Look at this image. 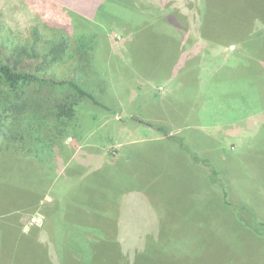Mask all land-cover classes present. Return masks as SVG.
I'll list each match as a JSON object with an SVG mask.
<instances>
[{
    "label": "rangeland",
    "instance_id": "1",
    "mask_svg": "<svg viewBox=\"0 0 264 264\" xmlns=\"http://www.w3.org/2000/svg\"><path fill=\"white\" fill-rule=\"evenodd\" d=\"M129 1L0 0L8 45L31 43L42 22L68 29L75 47L95 35L94 70L103 79L98 89L91 77L84 83L102 106L78 105L65 136L69 151L40 148L47 175L35 160L18 168L19 149L0 154V194L13 199L4 207L27 195L40 202L37 189L45 188L42 200L54 194L62 210L78 202L112 209L143 241L187 234L211 246L206 257L216 264H264V236L238 222L204 164L150 126L183 138L227 180L234 203L245 202L264 222V0ZM168 1L181 19L161 8ZM151 4L164 9V22ZM143 24L152 30L136 32ZM248 31L255 36L233 41ZM9 49L0 47L1 61L12 58ZM23 65L33 70L36 62ZM60 76L77 77L72 67ZM48 91L51 101L73 95ZM43 222L39 212L22 219L24 231Z\"/></svg>",
    "mask_w": 264,
    "mask_h": 264
},
{
    "label": "trees",
    "instance_id": "2",
    "mask_svg": "<svg viewBox=\"0 0 264 264\" xmlns=\"http://www.w3.org/2000/svg\"><path fill=\"white\" fill-rule=\"evenodd\" d=\"M155 1L158 4L163 2ZM132 2L140 3L141 0L129 1ZM168 3L159 7L162 6L166 11L171 8V15L176 20L181 19V10L171 7L172 1ZM148 7L152 12L157 11L160 19L165 21V13L162 11L164 9L160 10L154 4ZM67 30L42 22L36 24L31 43L8 45L6 34H2L0 38V47L10 48L12 57L7 62L0 60V139L4 144L0 147V154L19 149L24 152L20 157L24 159L19 160L18 168L22 169L28 162L35 160L36 167L41 168L44 175H47L46 163L40 157V148L43 147L49 154L64 153L67 149L65 136L71 128V122L75 121L76 108L81 101L86 99L96 106H102L84 85L91 77L96 89L102 87V76L99 77L94 70L98 59L96 53L101 46L93 43L94 35L89 44H85L83 36L79 37L77 42L81 45L75 47V43L68 37ZM251 36L255 34L248 31L238 35L233 41L243 43ZM77 47L79 48L75 49ZM30 60L36 62L33 70H28V67L23 65ZM70 67L74 69L76 79H62L60 72H65ZM99 78L101 80L97 81ZM54 86L64 94H68L65 91L73 92L72 97L66 95L64 101H51V93L48 90ZM150 126L156 128L168 141L176 143L182 151L190 154L196 166L204 164L212 184L216 183L221 191L223 204L234 209L238 222L243 227L256 236H264V222L244 201L241 204L234 203L235 200L230 197L227 180L221 177L220 172L214 169L208 160H203L201 156L189 150L184 139L172 135L169 127ZM10 179L13 180L14 176ZM37 190L42 195L45 193V188L42 192L41 189ZM31 196L24 197L23 202H20L21 199L12 202L8 209L11 215L0 218L11 224L19 220L24 212L41 210L45 219L43 224L32 227L30 236L21 240L27 243L28 251L34 250L35 253L31 254L34 258L20 259L15 255L16 251H21L17 249L20 247L14 250L10 248L9 255L2 260V264H216L213 262L214 257H206L207 247L211 246L206 247L190 235L180 236L176 240L149 236V239L143 241L131 231V224L120 222V219L116 218L117 215L112 209L106 208L102 211L89 208L82 202H78L74 207L70 203L67 217L70 222L57 231L53 222L52 205L45 203L41 206L35 202L36 198L34 200ZM6 199L12 198H5L0 194L2 206Z\"/></svg>",
    "mask_w": 264,
    "mask_h": 264
},
{
    "label": "crops",
    "instance_id": "3",
    "mask_svg": "<svg viewBox=\"0 0 264 264\" xmlns=\"http://www.w3.org/2000/svg\"><path fill=\"white\" fill-rule=\"evenodd\" d=\"M153 26H149V25H142L141 27L140 26H136L135 27V31L138 32V31H143V30H152ZM151 82V81H150ZM148 84V83H147ZM72 138V137H70ZM73 139V138H72ZM65 145L67 146V149L65 151H69L70 147L68 145V143H66L65 141ZM78 145V144H76ZM99 168V167H98ZM59 193V192H58ZM40 198H41V201L38 202V199L39 197L36 198V203L40 204L41 206H44L45 205V201L42 200V198L44 199L43 195L40 194ZM52 197H53V201L49 202L48 204H54L52 205V208L54 209L53 212H52V215H53V218H54V224H55V227L58 231V229L62 226H66L69 224L70 221H68L67 217L68 216V213L69 211L67 209H64L62 210V207H59L57 204H56V197L54 196V194H52ZM84 204V203H83ZM85 205V204H84ZM87 207L89 208H97L94 206H90V205H86ZM0 207H4L1 205L0 203ZM107 208V207H106ZM106 208H103V207H99L98 209L99 210H102V211H105ZM39 209V208H38ZM88 209V208H87ZM10 210L6 209L4 207V214H1V216H5V215H11V211L9 212ZM32 212H36V213H40L42 215V212L41 210H32L28 213H25L24 212V215L19 219V220H16L14 221L13 223H7L5 222L6 219L4 218H0V220H2L3 223L0 224V264H2V260L5 259V257H7V254L9 253V249L12 248L13 250L17 247H20V248H17V249H20L21 251H16L17 253H15V255L17 257H19L20 259H25L26 258H34L31 256V254L33 255L35 252L34 250H30L28 251L27 248H26V244L24 241H21L23 238H28L31 234V229L29 230H25L23 229V223H22V219H24V217ZM106 214V213H105ZM45 220V219H44ZM120 222H123L121 220H119ZM127 223V222H126ZM11 233H14L13 235ZM23 239V240H25ZM11 250V251H13ZM9 255V254H8ZM4 263V262H3Z\"/></svg>",
    "mask_w": 264,
    "mask_h": 264
}]
</instances>
